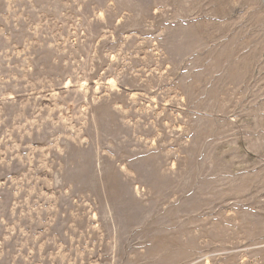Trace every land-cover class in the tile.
Segmentation results:
<instances>
[{
  "label": "rangeland",
  "instance_id": "374dc122",
  "mask_svg": "<svg viewBox=\"0 0 264 264\" xmlns=\"http://www.w3.org/2000/svg\"><path fill=\"white\" fill-rule=\"evenodd\" d=\"M0 264H264V0H0Z\"/></svg>",
  "mask_w": 264,
  "mask_h": 264
}]
</instances>
